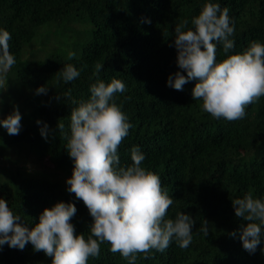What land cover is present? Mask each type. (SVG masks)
Returning a JSON list of instances; mask_svg holds the SVG:
<instances>
[{
	"label": "trees",
	"instance_id": "1",
	"mask_svg": "<svg viewBox=\"0 0 264 264\" xmlns=\"http://www.w3.org/2000/svg\"><path fill=\"white\" fill-rule=\"evenodd\" d=\"M207 2L228 7L235 22L230 37L235 48L228 55L241 54L252 41L264 44V0H0V28L10 32V51L16 58L2 93V112L37 102L36 107L26 106L19 135L10 136L0 127L2 161L9 158L17 167L10 176L0 172L6 179L0 181V198L21 223L31 229L45 208L74 203L77 213L70 222L76 235L87 239L93 218L83 201L67 191L74 165L58 129L63 123L70 135V113L77 105L63 94L71 89L72 98L86 101L93 83L108 84L115 78L127 89L116 94L115 102L132 125L118 148L121 165L132 163L131 149L138 146L146 157L141 166L160 176L174 200L168 218L184 212L195 221L187 249L173 241L147 259L138 254L136 264H264V237L254 254L244 250L239 236L247 222L235 216L232 206V200L249 191L264 200V97L246 109V118L229 122L214 119L202 110V101L193 100L197 81L183 91L167 86L169 75L180 70L175 26L186 19L192 28V18ZM64 39L83 41L72 60L58 48ZM216 58H227L222 45ZM69 63L82 71L66 84L57 73ZM97 63L103 65L98 73ZM41 86L48 88L46 95L36 94ZM44 124L49 127L47 141L41 135ZM6 150L11 157L5 156ZM31 153L51 165V177L27 171L24 161ZM55 174L59 179L54 180ZM204 220L209 222L208 236L199 231ZM232 232L237 235L232 237ZM110 248L103 243L99 257L89 258L88 264H127ZM52 259L35 252L31 243L24 250L4 245L0 252V264H52Z\"/></svg>",
	"mask_w": 264,
	"mask_h": 264
},
{
	"label": "clouds",
	"instance_id": "2",
	"mask_svg": "<svg viewBox=\"0 0 264 264\" xmlns=\"http://www.w3.org/2000/svg\"><path fill=\"white\" fill-rule=\"evenodd\" d=\"M229 12L228 7L207 2L192 18V28H188L186 19L175 26L174 47L180 70L169 75L167 86L183 91L187 83L197 81L192 89L193 100L202 101V110L214 119L232 122L246 118V109L264 97V44L252 41L241 54L228 55L235 48V41L230 39L235 22ZM11 40L10 32L0 28V112L7 74L16 64L10 51ZM218 45L227 56L220 62L216 58ZM75 55L69 52L68 59ZM102 67L97 63L96 72ZM81 71L69 63L57 74L67 84L76 80ZM126 90L123 81L113 78L108 84L102 80L93 83L86 101L72 98L71 89L63 94L77 105L70 113V135L64 131L63 123H58V129L67 140L66 149L74 165L66 181L67 191L83 201L93 218L87 239L84 234L76 235L70 222L77 213L74 203L58 202L45 208L39 223L30 229L0 198V252L4 245L24 250L31 243L35 252L53 258L52 264H88L89 258L99 257L101 245L108 242L112 253H120L127 264H136L138 254L147 259L153 250L166 251L173 241L181 249L192 244V215L178 212L174 219L168 218L174 200L162 187L160 176L141 166L146 158L141 149L134 146L132 163L121 165L118 148L132 125L115 96ZM47 91L46 86H41L36 94L46 95ZM21 121L19 107L14 106L6 118L0 119V127L10 136L19 135ZM48 132L44 124L41 135L46 141ZM232 206L235 216L247 222L240 229L243 248L254 254L264 237V200L254 198L249 191L232 200ZM208 224L204 220L199 228L204 236L210 233ZM230 235L235 237L237 233Z\"/></svg>",
	"mask_w": 264,
	"mask_h": 264
},
{
	"label": "rangeland",
	"instance_id": "3",
	"mask_svg": "<svg viewBox=\"0 0 264 264\" xmlns=\"http://www.w3.org/2000/svg\"><path fill=\"white\" fill-rule=\"evenodd\" d=\"M52 29L54 30L55 27L52 28ZM61 41H62V43H61V45L58 46V48L67 57H68V53L69 52H74L76 54L75 56H78L80 54L81 51L79 50V46L83 43V41L81 39H75V40H72V41H70L69 39H64V40H61ZM51 42H53V41H50V43ZM46 44L47 43L45 41L44 45H46ZM51 46L54 47V43H51ZM5 92H6V90L3 93H5ZM26 106H28V107H31V106L36 107L37 106V102L36 101H34V102L33 101L27 102L26 103ZM26 106L21 107L20 110H19L20 113H21V115H22V121L24 120V117L27 115V114H25V113L28 112L27 109H29ZM8 114H10V113L9 112H0V119L6 118ZM0 147H2V146L0 145ZM4 153H5V156L6 157H11V156H9L11 154L9 150H6ZM29 156L24 161V166H25V168L27 169L28 172L35 173L36 176L38 175V173H44V174H42L44 176H41V175H38L37 176V177H40V178H45L46 176L51 177L50 174H52L51 173V171H52L51 168L52 167H51V165L49 163H47V162H45L43 160H40L33 153H31ZM3 157L4 156H1L0 155V172L1 171H5L6 172L5 174H7V175L10 176V173L12 171L16 170L17 167H14L13 164H10L9 158H7L4 161H2L3 160ZM25 168H22V169L26 170ZM26 174H28V173H26ZM61 176H62V173H61ZM64 178H66V175L64 176ZM57 179H59V176L55 174L54 175V180H57ZM4 180H6V179L5 178L3 179L1 177V173H0V181H4Z\"/></svg>",
	"mask_w": 264,
	"mask_h": 264
}]
</instances>
